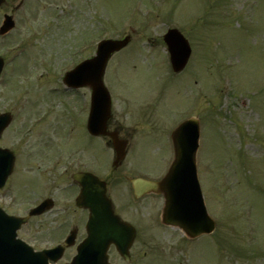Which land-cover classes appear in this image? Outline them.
<instances>
[{
    "label": "rangeland",
    "instance_id": "rangeland-1",
    "mask_svg": "<svg viewBox=\"0 0 264 264\" xmlns=\"http://www.w3.org/2000/svg\"><path fill=\"white\" fill-rule=\"evenodd\" d=\"M59 11L65 13L58 25L54 20ZM14 17L16 27L0 39V51L7 54L0 78V106L5 104L15 113L4 143L17 154L19 176H35L38 170L47 176L44 163L54 156L64 164L77 155L87 161L99 156L105 172L110 171L111 152L105 146L97 152L95 143L91 151L79 146L75 154L62 141L59 145L66 153L51 150L50 142L72 115L74 109L65 105L76 106L82 100L71 90L66 92L62 83L63 71L73 60L69 52L81 37H92L95 43L102 37L131 34L129 47L113 57L104 76L121 126L130 132L136 126L143 128L134 133L137 139L130 149L134 152L129 151L120 169L148 178L161 174L169 160L167 147L162 140L143 142L148 134L143 130L160 127L156 131L165 139L163 135L176 122L187 115L197 116L199 181L216 228L190 246L185 239L183 245L179 231L159 221L161 199L151 195L134 200L126 183L111 190L117 210L137 225L139 233L153 235L152 248L164 258L152 264H264V0H28ZM168 27H177L192 47L187 67L176 76L170 71L161 39ZM25 44L29 45L27 53L17 54ZM45 65L49 67L39 74ZM122 91L132 108L124 109L120 103ZM155 94H163L165 102L159 101L157 112L149 107L145 121L137 119L134 112ZM24 104H28L26 109ZM83 106L84 99L79 108ZM80 119L77 111L73 120L78 123ZM83 134L80 124L72 131L71 143L85 141ZM67 174L57 176L58 182L64 183ZM23 188L14 191L23 202L20 213L36 196ZM56 188L45 186L40 195L49 191L58 209L68 205L73 211L71 220L83 224L85 215L73 210L69 197ZM33 228L34 224L27 233Z\"/></svg>",
    "mask_w": 264,
    "mask_h": 264
},
{
    "label": "water",
    "instance_id": "water-1",
    "mask_svg": "<svg viewBox=\"0 0 264 264\" xmlns=\"http://www.w3.org/2000/svg\"><path fill=\"white\" fill-rule=\"evenodd\" d=\"M164 40L167 43L171 66L174 71H179L185 65L189 55L188 43L176 29H170L164 35ZM128 41L129 37L100 42L96 55L83 61L74 70L68 72L66 77V81L70 84L90 85L93 110H99L101 113L103 125L100 126L99 131L102 133H105L104 128L110 107L108 92L102 84L103 70L110 54L126 45ZM6 123L7 121L0 127H4ZM102 126H104L103 130ZM197 138L195 119L181 123L172 135L175 160L167 175L158 183L133 181L136 196L145 186L153 191L162 192L165 197L162 221L181 227L190 236L211 232L214 228V222L207 215L201 191L195 179L194 153ZM112 145L116 152L114 164H117L123 157L124 143L118 142L113 137ZM86 186L83 187L77 202L89 208V219L86 225L88 234H104V237L99 239L104 241L103 249L109 243L115 242L121 253L126 252L133 239L134 229L120 221L114 214L110 201L105 196L104 187L93 189L94 187L90 185L86 184ZM89 240L96 241V238ZM31 257V255L15 251L3 250L0 253V264H34L28 260ZM103 258L105 259V254Z\"/></svg>",
    "mask_w": 264,
    "mask_h": 264
},
{
    "label": "flooded vegetation",
    "instance_id": "flooded-vegetation-1",
    "mask_svg": "<svg viewBox=\"0 0 264 264\" xmlns=\"http://www.w3.org/2000/svg\"><path fill=\"white\" fill-rule=\"evenodd\" d=\"M116 129H117V131H118V133H119V135H120V137L122 139H130V133H129L128 129H125V128L119 127V126ZM89 140H90V143L92 144V146L95 143L93 148H94V150H97L96 142H98L99 139L97 137H90ZM85 150H87V148H85ZM83 163H84L83 167H85L84 170H90L93 173H95L96 175H100L101 174L102 169H101V164H100V161L98 160V158H96V159H94L93 161H90V162H87V160H83ZM64 225H66L65 222H64ZM53 231H54V234H55L56 238H60V236L62 235V233L64 231V227L60 226V227H58L57 230H55V228H53ZM36 233H38V232H36ZM145 241H148V240H145ZM142 246L148 247L149 243L148 242H143ZM143 249H141L139 251H141L143 253V255H145L146 254V250H143ZM73 254H74V248L73 247L66 249L64 251V254H63L62 258L59 259L54 264H63L64 262H68L71 259V257L73 256Z\"/></svg>",
    "mask_w": 264,
    "mask_h": 264
}]
</instances>
